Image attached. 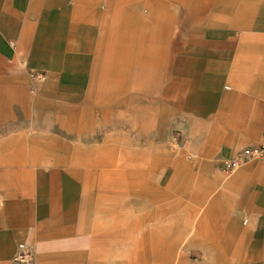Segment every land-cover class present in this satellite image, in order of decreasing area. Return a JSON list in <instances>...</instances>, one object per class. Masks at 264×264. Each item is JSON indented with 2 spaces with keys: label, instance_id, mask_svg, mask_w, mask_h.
<instances>
[{
  "label": "crops",
  "instance_id": "0c3cea01",
  "mask_svg": "<svg viewBox=\"0 0 264 264\" xmlns=\"http://www.w3.org/2000/svg\"><path fill=\"white\" fill-rule=\"evenodd\" d=\"M37 110L52 152L25 143ZM110 124L149 152L87 156L131 180L40 163ZM262 145L264 0H0V264H264V162L221 164Z\"/></svg>",
  "mask_w": 264,
  "mask_h": 264
},
{
  "label": "rangeland",
  "instance_id": "374dc122",
  "mask_svg": "<svg viewBox=\"0 0 264 264\" xmlns=\"http://www.w3.org/2000/svg\"><path fill=\"white\" fill-rule=\"evenodd\" d=\"M36 111V110H35ZM30 114V120L28 124V128H26L24 131L26 132L25 136H28V140L25 142L28 146V149L33 150L35 144L44 145V147L47 150H50L49 152H52L54 148V142L52 141V138L54 136L53 132V126H52V115L47 116V114H42L40 111L37 110V112ZM118 113L116 110H114L112 117H117ZM94 129L96 132H98L99 136H102L103 138L97 139V140H90V139H69V135L65 132H67V128H62V139L57 140V145H60V152L61 156L52 157V156H46L42 158L43 160L40 161V163L47 164H53L54 162H59L62 164H66L70 167L77 168L82 171L86 170H93L95 171V175L98 176L99 180H119L124 177L125 180H131L132 179V172L131 166H115L113 164L117 163V157H110L106 158V161L103 158L102 164H96L94 162L93 156H87V153H95L98 150L105 149L104 154H106L107 151L109 153H113L116 151H123V152H139L142 154H146L149 152L150 145L148 142L144 141H118L114 139L116 134V126L110 124V125H97L94 126ZM58 137V132L56 134ZM44 138L43 141H37L35 139ZM154 148L153 146H151ZM116 148V149H115ZM107 149V150H106ZM110 149V150H108ZM75 153H81L82 156H76ZM108 153V152H107ZM68 154V155H67ZM85 154V155H84ZM30 163L37 162V157H34L30 155L28 157ZM146 163L149 164V157L146 156ZM97 171V172H96ZM147 179L155 180L156 174L150 172L147 173Z\"/></svg>",
  "mask_w": 264,
  "mask_h": 264
},
{
  "label": "built area",
  "instance_id": "2783aa9c",
  "mask_svg": "<svg viewBox=\"0 0 264 264\" xmlns=\"http://www.w3.org/2000/svg\"><path fill=\"white\" fill-rule=\"evenodd\" d=\"M28 77L31 80L30 92L34 94L37 91V86L45 80L46 74L29 70ZM255 162H264V145L255 148H244L232 158L223 160L221 164L225 176L230 177L237 170ZM33 262L34 252L32 248L27 244H19L10 264H33Z\"/></svg>",
  "mask_w": 264,
  "mask_h": 264
}]
</instances>
